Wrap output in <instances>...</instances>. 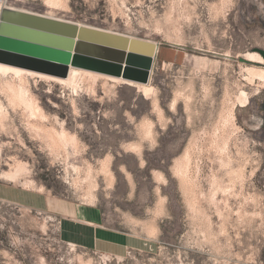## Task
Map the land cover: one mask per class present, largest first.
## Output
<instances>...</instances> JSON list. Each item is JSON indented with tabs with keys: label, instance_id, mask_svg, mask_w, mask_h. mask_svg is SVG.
Wrapping results in <instances>:
<instances>
[{
	"label": "rangeland",
	"instance_id": "1",
	"mask_svg": "<svg viewBox=\"0 0 264 264\" xmlns=\"http://www.w3.org/2000/svg\"><path fill=\"white\" fill-rule=\"evenodd\" d=\"M0 6L159 46L148 83L0 63V181L94 204L147 241L97 252L68 242L57 215L3 200L0 264H264V60L240 59L264 49V0Z\"/></svg>",
	"mask_w": 264,
	"mask_h": 264
},
{
	"label": "water",
	"instance_id": "2",
	"mask_svg": "<svg viewBox=\"0 0 264 264\" xmlns=\"http://www.w3.org/2000/svg\"><path fill=\"white\" fill-rule=\"evenodd\" d=\"M158 47L154 41L16 7L0 11V63L29 71L67 78L72 67H83L148 83ZM258 51L264 57V49Z\"/></svg>",
	"mask_w": 264,
	"mask_h": 264
},
{
	"label": "crops",
	"instance_id": "3",
	"mask_svg": "<svg viewBox=\"0 0 264 264\" xmlns=\"http://www.w3.org/2000/svg\"><path fill=\"white\" fill-rule=\"evenodd\" d=\"M3 200L41 208L57 215L61 227H64L66 240L87 249L124 256L131 249L138 250L147 245L145 238L107 226L103 213L94 204L76 203L51 193L0 181V201Z\"/></svg>",
	"mask_w": 264,
	"mask_h": 264
},
{
	"label": "bare ground",
	"instance_id": "4",
	"mask_svg": "<svg viewBox=\"0 0 264 264\" xmlns=\"http://www.w3.org/2000/svg\"><path fill=\"white\" fill-rule=\"evenodd\" d=\"M245 58H248V59H250V60H252V61H257V62H263V57L259 54V53H257V52H248V53H246V54H244L243 55ZM250 69H252V67L250 68ZM257 69V68H256ZM253 70H255V67H254V69ZM258 70V69H257ZM252 71V70H251ZM253 72V71H252ZM257 73V76H259L260 75V77H261V79L264 81V69H260L259 71H257L256 72ZM255 73V74H256ZM253 75V74H252ZM112 77V76H111ZM117 78V77H116ZM122 79V78H121ZM124 80V79H123ZM126 81V80H125ZM128 82V81H127ZM13 87V86H12ZM19 91V90H18ZM23 97V96H22ZM32 103V102H31ZM34 104V103H33ZM1 105V104H0ZM4 107V106H3ZM3 107H1V110H2V108ZM35 107V106H34ZM33 107V108H34ZM40 107V106H39ZM38 107V108H39ZM5 108V107H4ZM37 108V107H36ZM4 110V109H3ZM36 110V109H35ZM5 112V111H4ZM36 113V112H35ZM4 114V113H3ZM2 114V115H3ZM0 117H2V116H0ZM1 119V118H0ZM4 120V119H3ZM77 145V144H76ZM71 148V147H70ZM179 162V161H178ZM20 165V164H19ZM181 165V164H180ZM19 168V167H18ZM21 170V169H20ZM21 172V171H20ZM18 173H19V171L17 172V173H13V171L12 172H9V173H4V174H2L1 175V178H4V179H7V180H11V181H14L16 178H17V175H18ZM22 173V172H21ZM20 173V174H21Z\"/></svg>",
	"mask_w": 264,
	"mask_h": 264
},
{
	"label": "built area",
	"instance_id": "5",
	"mask_svg": "<svg viewBox=\"0 0 264 264\" xmlns=\"http://www.w3.org/2000/svg\"><path fill=\"white\" fill-rule=\"evenodd\" d=\"M2 8H3V7L0 6V11H1Z\"/></svg>",
	"mask_w": 264,
	"mask_h": 264
},
{
	"label": "trees",
	"instance_id": "6",
	"mask_svg": "<svg viewBox=\"0 0 264 264\" xmlns=\"http://www.w3.org/2000/svg\"><path fill=\"white\" fill-rule=\"evenodd\" d=\"M264 106V105H263Z\"/></svg>",
	"mask_w": 264,
	"mask_h": 264
}]
</instances>
